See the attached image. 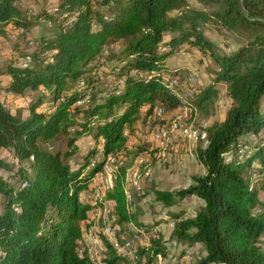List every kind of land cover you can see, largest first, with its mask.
Here are the masks:
<instances>
[{
	"label": "trees",
	"instance_id": "trees-1",
	"mask_svg": "<svg viewBox=\"0 0 264 264\" xmlns=\"http://www.w3.org/2000/svg\"><path fill=\"white\" fill-rule=\"evenodd\" d=\"M26 1L0 0L1 37L41 26L34 40L0 57V89L14 96L37 92L27 114L0 100V264H95L79 254V224L89 205L78 196L101 163L84 172L93 156L88 151L73 167L76 140L92 134L103 156L123 151L125 128L143 107L145 115L155 106L201 108L219 83L226 84L231 105L223 120L202 128L203 140L193 149L204 173L184 188L152 191L164 207L191 195L203 201L190 216L171 215L172 239L203 244L192 264H264V137L239 141L264 127V0H58L53 14L40 9L35 15ZM207 24L229 34L236 48L217 51L204 33ZM28 39L36 44L32 51ZM184 42L208 53L216 66L212 84L187 103L167 87L174 76L166 84L163 78L171 71L166 58ZM106 62L113 65L102 69ZM2 153L16 158L12 178L1 172L14 167ZM254 161L262 167L251 184ZM123 176L124 169L106 194L118 230L135 221ZM106 247V264L124 261ZM166 251L158 235L138 249L139 264Z\"/></svg>",
	"mask_w": 264,
	"mask_h": 264
},
{
	"label": "rangeland",
	"instance_id": "rangeland-1",
	"mask_svg": "<svg viewBox=\"0 0 264 264\" xmlns=\"http://www.w3.org/2000/svg\"><path fill=\"white\" fill-rule=\"evenodd\" d=\"M26 2L30 15H35L40 11V9H44L46 12L53 14L58 5V0H27ZM192 3L196 6H199V4L196 2L192 1ZM203 29L205 35L215 45V49L217 51L230 52L236 48L234 40L226 32L218 31L210 24L205 25ZM39 31H41L40 25L32 27V29L24 36L17 34L18 31L14 30L8 31V34L4 37L0 36V57H8L12 55L14 44L21 43V45L24 46L25 40L27 38L34 40ZM30 39H28L27 42ZM165 39H168V36H166ZM35 46L28 48V51L34 50ZM114 49H122V44H116ZM0 63H2V61H0ZM112 65V62H106L102 69H105V67H111ZM166 66L171 71L164 75V83L166 84L167 79L172 76L177 77L178 84L176 87L179 85V88H175L173 92L181 97L184 103L193 101L197 97L198 93L202 92L205 88L212 84V70L216 68L208 53L201 52L196 47L190 46L187 42L182 43L176 53L169 55L166 58ZM108 84H104V86ZM119 85H121V82H119ZM215 87L216 92L213 95L212 100L205 101L201 108L193 109L189 105H180L171 111L164 109L165 113L164 115L162 114V117L158 116L156 112L154 113L155 108L158 106H155L152 113L149 115H145L146 107H143L136 121H134L130 127L125 128V134L127 135V148L121 151L123 152L122 154L124 158V165L122 169H124L125 175H128L129 178V187L127 190L132 194L130 209L135 215V221L128 223L125 229H119L118 236H120V245L122 250H125L124 244L126 242L132 241L131 235L135 229L142 234L137 241L138 247H136V242H132L133 247L137 249V251L139 248L146 246L148 242L150 243V240L156 238L158 235L161 236L162 239L166 240V256L163 258L160 257L161 259L156 257V259H154L151 264H192L203 254L202 243L197 242L189 246L188 244L178 241L175 238L172 239L170 234L173 227V219L171 218V215L180 214L182 217L190 216L200 205L199 203L202 200L197 196L191 195L182 199L171 207H164L160 202L156 201L155 194L152 190H177L184 188L192 182L193 175L204 173L205 169L203 165L196 160L193 149L199 140H203V133L201 131L202 128L223 120L227 108L231 105V100L227 94L226 84L219 83L216 84ZM5 94L6 93L0 89V100H4L8 108L14 112L16 110H22L23 114H27V107L34 99L37 92H32V94L26 93L22 96H17L16 98H8L5 96ZM182 94L186 96L184 97ZM46 103H48V101H46ZM185 108L191 109V112H187L186 114L188 115L184 116L186 119L183 122L188 123V126L190 127L189 130L191 129L190 131H192V138H183L181 136V129L176 128L171 132L172 135L170 142L162 148L157 147L156 143L150 138L151 132L155 131V128H160L167 124V122H170V118L173 114H183L182 112L185 110ZM43 109L49 111V108L46 105L43 107ZM260 111L264 114V94L260 100ZM189 119L191 121H189ZM143 133H147L149 139L147 145L148 147H151L148 153H143L141 158L137 159L136 156L139 153L138 145H140V143L143 141ZM261 136L264 137V127L259 131V133L250 132L241 136L239 141L257 142L258 139L259 141H263L259 138ZM75 144L78 147V153L70 158V162L73 164V167H75L76 159H79L88 151H93V156L90 159L88 166L84 169V172L88 171L90 167H93L92 164L96 165L102 161L103 153L101 150V140L96 141L92 134L84 135L78 138ZM176 144H178V147H176ZM238 154L240 155L238 158H241L242 152H239ZM2 156H4L6 161L11 163L14 167L10 173L4 172L2 170L1 172L3 175H8V177L12 178V173L18 167L17 164L15 165L16 158L11 156V154L6 155V153H2ZM231 156L232 154L229 153L225 154L224 157L225 159H230ZM142 157L144 158L142 159ZM148 157L149 160H147ZM142 161H144V163ZM24 164L27 166L26 163ZM261 167V162L254 161L253 167L251 169V184L257 176L258 169ZM98 176L99 173L96 172V174L88 183L87 187L79 192L78 198L80 201H82V203L85 204L83 194L91 190L92 187L96 186L99 180ZM138 186L140 187L139 189ZM109 206L110 205H106L104 202V205L100 204L99 210H96L95 212L88 211V216L90 215V217H87L84 222L82 221L79 224L81 228V237L79 238L80 241L78 243L79 254L82 253L83 255L86 254L89 256L90 251H92L93 255L103 264H106L107 262L102 257L103 249L100 245H98V243L99 240L102 243H106L102 237H105V234L103 233V225L107 221H110L111 217L103 211L104 209L107 210ZM92 222L95 226L92 224ZM131 228L133 229L132 232L130 231L132 230ZM119 257L123 258L121 255H119ZM123 259L124 261H119L120 264H132L129 260H126L125 258ZM142 261L144 264H146L145 260Z\"/></svg>",
	"mask_w": 264,
	"mask_h": 264
},
{
	"label": "bare ground",
	"instance_id": "bare-ground-1",
	"mask_svg": "<svg viewBox=\"0 0 264 264\" xmlns=\"http://www.w3.org/2000/svg\"><path fill=\"white\" fill-rule=\"evenodd\" d=\"M28 43H33L32 40H29ZM30 48V47H28ZM32 50V49H31ZM20 61H22L23 65H25L24 63L26 62V59L23 58V57H19L18 58ZM26 66V65H25ZM172 78H175V77H172ZM82 85V83H80ZM178 84V82H173L171 79H169V83L167 85V87L173 92L175 90V88H179V85L178 87H176ZM177 91V90H176ZM179 91V90H178ZM187 91V90H186ZM181 92V91H180ZM179 93V92H178ZM186 93V92H185ZM189 93V92H188ZM183 95V94H182ZM184 96V95H183ZM186 96V95H185ZM184 96V97H185ZM191 98H192V94H191ZM189 98V99H191ZM182 99V98H181ZM183 100V99H182ZM187 100V99H186ZM188 101V100H187ZM79 103H82V102H79ZM181 109V108H180ZM183 109V108H182ZM156 111H157V115L158 116H162V114L164 115V109L163 108H156ZM175 111V110H174ZM173 111V113H174ZM179 111V110H177ZM181 111V110H180ZM187 112H191V109L188 108L185 110H183V114L181 115H177L175 114L174 115V123L172 125V128H171V132L176 129V128H180L181 129V132H182V137L183 138H188L191 139L192 138V134L189 130V126H188V123H184L183 121H185V115H188L186 114ZM181 113V112H180ZM157 117V116H156ZM163 117V116H162ZM189 117V116H188ZM160 118V117H159ZM157 119V118H156ZM191 119V118H190ZM189 119V121H191ZM165 124V123H164ZM170 125V122H167V124H165L164 126L160 127V128H155V131H152L151 132V139L156 143V146L157 147H164L166 146L170 140H171V135L172 133H169V130H168V126ZM151 127V125H150ZM138 134V133H137ZM198 134V133H197ZM195 136V134H194ZM198 136V135H197ZM140 137V136H139ZM191 137V138H190ZM135 138V137H134ZM142 138H143V141L140 143L139 146V149H143V153H148L150 151V147H148L147 145V142H148V135H147V138H144V135H142ZM140 140V139H139ZM196 140V139H195ZM185 141V140H184ZM166 150V149H165ZM153 151V150H152ZM156 151V150H155ZM162 151V150H161ZM123 152L121 151H115L113 152V155H112V159L111 160H108V163H107V155L103 156V159L101 162V171L104 169V172L106 173V175H109L110 176V179H105L104 182L101 184V191H100V181H98V183L96 184V186L92 187L91 188V193L92 195L94 196V198L91 196V194H83V197L85 199L84 202H86V204L89 205V212H95L96 210H99L100 208V204H103L104 205V202L106 203V205H110L109 208L106 210L104 209L103 212H105L107 215H109L111 217L110 221H107V222H110V223H105L104 226H103V233L105 234V237L102 236L105 240L106 243H110V239H118V245H120V236L118 238V228L117 226L115 225V220H113V203L110 199L107 198L106 194L107 192L110 191L111 189V186L112 184L114 183L115 179L117 178V176L119 175L120 173V170H122L123 168V165H124V158H123ZM153 154V152H152ZM151 154V155H152ZM142 156V155H141ZM162 156V155H161ZM96 157V156H95ZM157 157V156H156ZM144 157H142L143 159ZM152 159V158H151ZM98 160V159H97ZM149 160V157L148 159ZM146 160V161H147ZM157 160V159H156ZM159 160V159H158ZM161 160V159H160ZM144 163V161H142ZM140 163V162H139ZM91 165V164H90ZM98 165V164H97ZM92 166H95L94 164H92ZM91 168V167H90ZM100 174V173H99ZM129 184V178H128V175L124 177L123 179V190H124V193L126 195V200H127V203L130 204L131 200H132V194L128 192L127 188L129 187L128 186ZM105 207V206H104ZM97 213V212H96ZM104 213V214H105ZM98 214V213H97ZM93 215V214H92ZM87 217H90V215L88 216V212H87ZM98 218V217H96ZM89 219V218H88ZM103 219V218H102ZM84 222V221H83ZM103 222V221H102ZM90 223V222H89ZM84 224V223H83ZM92 224L94 225V223L92 222ZM95 226V225H94ZM112 227H116V230ZM132 227V226H131ZM98 228V227H97ZM133 228V227H132ZM131 228V229H132ZM101 229V228H100ZM130 229V228H129ZM93 230V229H91ZM95 230V229H94ZM131 232L133 231L130 230ZM90 232V231H89ZM95 232V231H94ZM107 232V234H106ZM128 232V231H127ZM130 232V233H131ZM96 234V233H95ZM136 234H141L140 232H138L136 229L135 231L133 232V234L131 235V242H126L124 244V249L125 250H122V247H119V255H121L123 258H125L126 260H129L132 264H136V261H137V249H135L132 245V242H136ZM129 235V234H128ZM98 236V235H97ZM86 238V237H85ZM88 239V238H87ZM90 240V239H88ZM143 241V240H142ZM141 241V242H142ZM86 242V240H85ZM111 246V245H110ZM138 247V246H136ZM85 252V251H84ZM81 256L83 255L82 253L80 254ZM95 264H103L99 261L98 258H96L94 255H93V252L90 251V254L88 256ZM105 258V257H103ZM120 264V263H119ZM122 264V263H121Z\"/></svg>",
	"mask_w": 264,
	"mask_h": 264
},
{
	"label": "built area",
	"instance_id": "built-area-1",
	"mask_svg": "<svg viewBox=\"0 0 264 264\" xmlns=\"http://www.w3.org/2000/svg\"><path fill=\"white\" fill-rule=\"evenodd\" d=\"M26 44H27V47H30V48H32V47H34L35 46V43H28V42H26ZM173 82H178V78L177 77H175V78H170ZM77 105H82V103H78ZM157 113V111H156V109H155V111H154V113ZM174 114L172 115V117L170 118V125L168 126V130H169V133H171V128H172V125H173V123H174ZM143 135H144V138H147V133H143ZM143 154V149H139V153L137 154V156H136V158L138 159V158H141V155ZM112 155H113V152H110L109 154H108V156H107V163H108V160H111L112 159ZM136 159V160H137ZM98 181H100V191H101V184L104 182V180L105 179H110V176L109 175H106V173L104 172V169L100 172V174H99V176H98ZM140 187L138 186V189H139ZM84 194H91V196L94 198V196L92 195V193H91V191L89 190V191H87V192H85ZM89 211V209L87 210V212ZM87 212H86V219H87ZM113 220H115V216L113 217ZM106 223H110V222H106ZM104 226V225H103ZM112 228H114L115 230H116V227H112ZM106 234H107V232H106ZM142 234H136V246H138L137 245V241H138V239L140 238V236H141ZM118 238H119V236H118ZM110 245H111V248L114 250V252H115V255H117L118 257H119V247H121V245H118V239H110V243H109ZM148 244H149V242H148ZM147 244V245H148ZM98 245H100L101 247H102V249H103V256L102 257H106L107 256V247H106V243H102L100 240H99V243H98ZM139 258L140 257H138V255H137V264H139ZM114 264H119V259L114 263Z\"/></svg>",
	"mask_w": 264,
	"mask_h": 264
},
{
	"label": "crops",
	"instance_id": "crops-1",
	"mask_svg": "<svg viewBox=\"0 0 264 264\" xmlns=\"http://www.w3.org/2000/svg\"><path fill=\"white\" fill-rule=\"evenodd\" d=\"M4 92V91H3ZM6 93V92H5ZM27 94H32V91H27L26 92ZM25 93V94H26ZM5 96L6 97H8V98H16L17 96H14V95H8L7 93L5 94ZM12 112H14L13 110H11ZM176 147H178V144H176ZM181 148L183 149V147L181 146ZM200 205H202L203 204V201H200V203H199Z\"/></svg>",
	"mask_w": 264,
	"mask_h": 264
}]
</instances>
